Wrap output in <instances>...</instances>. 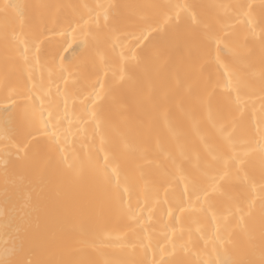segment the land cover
I'll use <instances>...</instances> for the list:
<instances>
[{
	"label": "bare ground",
	"instance_id": "obj_1",
	"mask_svg": "<svg viewBox=\"0 0 264 264\" xmlns=\"http://www.w3.org/2000/svg\"><path fill=\"white\" fill-rule=\"evenodd\" d=\"M241 3L251 5L246 9L250 17L234 19L230 7H221ZM6 4L57 7L50 15L42 9L25 8L23 19H34L25 28L20 27L17 12L10 10L9 34L16 38L20 51L28 48V60L20 59L10 46L9 57L16 59L9 60L7 69L0 11V258L6 247L12 248L16 227L24 225L34 241L26 257L32 264H219L227 259L261 264V185L236 177L234 170L231 179H220L217 171L230 168L226 153L243 154L257 179L264 171V136L259 131L264 128V31L259 26L264 0H0V6ZM113 5L159 7H121L114 13ZM176 5H196L190 9L191 15L203 18L219 32V47L227 45L228 55L220 51L217 65L213 44V55L194 67L185 62L186 52L177 49L176 66L161 65L156 74L145 78L139 100L148 105L150 115L142 118L139 103L120 94L110 96L109 89L121 75H129V49L138 54L156 31L167 30L177 13L181 21H189L185 10ZM132 15L156 26L137 48L133 46L141 29L127 24ZM228 37L231 39H225ZM232 60L246 69L250 85L246 92L224 86L221 74ZM209 71L220 79V92L233 91L231 98L226 100L197 86L200 74L207 77ZM15 91L22 93L17 101L20 107L5 99ZM171 94L175 100L168 99ZM185 96L189 99L182 103ZM9 107L12 111L7 116L13 128L33 119L38 122L41 109L46 110L45 118L54 112L50 133H55L69 163L97 157L103 162L105 155L110 163L114 155L121 164L134 160L129 183L124 185L131 211L103 217L94 213L89 207L91 186L69 183L59 164L38 182H25L14 203L5 206V181L10 189L20 181L13 167L17 141L11 134H3L4 109ZM222 128L227 131L221 132ZM227 136L234 139L226 144ZM209 154L221 157L220 163L201 172ZM189 172L201 176L206 192L184 191L186 181L181 178ZM247 176V170L241 172V177ZM250 201L255 213L247 218L245 211L246 219L240 221L239 209L247 210ZM20 209L28 213L26 224ZM225 229L231 244L218 240Z\"/></svg>",
	"mask_w": 264,
	"mask_h": 264
},
{
	"label": "snow or ice",
	"instance_id": "obj_2",
	"mask_svg": "<svg viewBox=\"0 0 264 264\" xmlns=\"http://www.w3.org/2000/svg\"><path fill=\"white\" fill-rule=\"evenodd\" d=\"M56 5H19V4H6L0 6V11H2L4 16V42H5V68L9 60H15L16 57H9L10 46L11 50L14 52H19V58L27 62L28 60V48L25 47L23 51H20V46L14 36H10L8 31L9 25V15L10 10L16 11L18 17H20V27H30L34 24V19L26 20L23 19L25 13V8L42 9L50 15L51 10L56 8ZM113 12L115 13L121 7L129 8H155L159 7L156 5H113L111 6ZM170 8L172 6H169ZM175 8L184 9L186 15L189 16V21H181L179 19V13L176 14V18L173 19L172 23L168 26L167 30L156 31V35L152 37L142 48H140L139 53L133 49H129L127 53V65L129 75H121L120 81L114 83L109 89V95L120 94L126 98L139 103L142 107V118H146L150 115V108L148 105L144 104L139 100L142 93V85L145 78H150L156 74L157 70L161 65L168 68L176 66L175 52L179 49L182 52H186L185 62L192 64L194 67L199 63L202 58L211 57L213 55L212 45L215 44L216 55L214 57L217 65L220 63L219 52L224 51L225 55H228L227 45L225 48L221 49L220 44V34L218 31H213L211 26L206 25V21L203 18H197L191 15L190 9L196 8V5H176ZM232 9L233 18L240 19L242 16L247 18L251 16L250 11L246 9H251V5L248 4H234L230 6ZM108 13L105 12V19H107ZM45 14L42 13L40 19H45ZM194 21L195 23H192ZM245 23L248 20L245 19ZM127 24L129 26L139 27L140 36L137 39V44L133 48L140 46V41L147 39L146 33L156 30L151 22L146 19L141 18L138 20L136 15L128 17ZM158 26V25H157ZM259 26L262 27L264 31V8L261 9L259 14ZM253 31V29H249ZM230 40L231 37L225 38ZM252 43V41H249ZM33 47L37 48L35 41H32ZM261 46L264 47V35L261 37ZM71 47V44L68 45ZM66 51V49H65ZM97 56L100 55L99 52L96 53ZM68 59V57H64ZM264 64V60H262ZM231 68V71L228 68ZM68 71V69H64ZM179 71V69H178ZM245 67L240 64L237 60H232L230 64L225 67L224 73L221 75L224 77V86L226 89H232L236 92H246L249 88L248 78L246 76ZM220 79H217L213 73L210 71L207 77L203 73L200 74L198 87L203 89L204 92L211 91L213 94H219L226 100L232 97L233 91L229 90L227 92L219 91ZM5 88L7 90V72L5 75ZM262 95H264V73H262ZM22 93L15 91L13 94L6 95L5 99L11 101L16 107H20L17 101ZM169 100H175V94H171L168 97ZM189 97L185 96L182 103L187 102ZM239 101V96L236 97ZM103 109V106H101ZM12 108L4 109L5 118L3 129V134L11 136L17 141V151H16V161L13 165L14 171L19 175L20 181L13 185L10 189L8 181H5L4 187V204L8 206L14 203V197L17 196L21 191L24 190L25 182L29 184L38 182L45 174H47L53 166L59 164L63 168L65 178L69 183L72 184H88L92 188V195L89 200V207L94 213L103 217L108 214H113L117 212L131 211L130 206L125 201V195L128 192V188L125 184L129 183V170L135 164L134 160H127L123 164L120 163V158L116 155L113 156L111 163L107 155L103 157V162L97 157L95 160L80 158L78 160H73L71 163L63 156V152L59 147L56 140L54 132L50 133L49 124L55 119L54 112H48L47 118H45V111L41 109L39 111L38 122L33 119L29 123H20L16 127H10V120L7 113H10ZM227 129L222 128L221 132H225ZM262 136H264V128L259 129ZM225 143H230L234 137L227 136L224 137ZM59 154V159L57 158ZM229 160L231 161L230 168L224 170L218 168L217 175L220 179H231L233 175L241 179H250L261 185V191L264 192V171L261 172L259 178L251 171L250 164L245 162L244 156L241 153H226ZM264 156V153H262ZM221 157L215 154H209L204 158L205 163L201 164L200 171H206L209 168H217L220 163ZM115 165V167L113 166ZM248 171L247 177H241L242 171ZM7 176V165L6 172ZM145 180H148V175L144 176ZM181 179L186 181L184 191L187 192L189 188L193 191H203L206 192L207 189L201 186V176L197 172H189ZM123 181V183H122ZM231 211V209H229ZM13 211H16L13 207ZM247 212V218H251L255 213L254 203L249 202L247 210L241 208L239 212V220L244 221L246 219L243 213ZM21 220L26 224V218L28 213L24 209H20ZM259 214L261 217V231L264 234V197L261 198L259 204ZM243 227V226H242ZM227 229H225V234H222L218 240L221 244H231V238L226 234ZM33 238L30 235L29 228L27 226L21 225L17 226L15 230V235L12 237L11 244L12 248L8 247L4 250L3 258H0V264H32L29 261L27 253L32 250ZM227 251V249H225ZM174 264H180V262H174ZM219 264H254L253 261L248 259H238V260H221ZM261 264H264V258L261 260Z\"/></svg>",
	"mask_w": 264,
	"mask_h": 264
}]
</instances>
